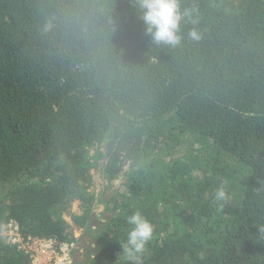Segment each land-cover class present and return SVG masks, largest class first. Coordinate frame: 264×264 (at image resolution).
I'll return each instance as SVG.
<instances>
[{"label": "trees", "instance_id": "trees-1", "mask_svg": "<svg viewBox=\"0 0 264 264\" xmlns=\"http://www.w3.org/2000/svg\"><path fill=\"white\" fill-rule=\"evenodd\" d=\"M178 2L169 45L137 0H0V264L33 261L10 222L73 264H264V0Z\"/></svg>", "mask_w": 264, "mask_h": 264}, {"label": "clouds", "instance_id": "clouds-1", "mask_svg": "<svg viewBox=\"0 0 264 264\" xmlns=\"http://www.w3.org/2000/svg\"><path fill=\"white\" fill-rule=\"evenodd\" d=\"M141 10V19L146 27V33L157 44L176 45L181 37L178 35L179 27L184 16L190 13L185 10L181 12L178 0H137ZM193 39H198L195 31L189 34ZM215 198H225L223 189H217ZM130 230L127 233V241L123 246L130 257L143 253L148 241L153 235L152 224L139 212L127 218Z\"/></svg>", "mask_w": 264, "mask_h": 264}, {"label": "built area", "instance_id": "built-area-1", "mask_svg": "<svg viewBox=\"0 0 264 264\" xmlns=\"http://www.w3.org/2000/svg\"><path fill=\"white\" fill-rule=\"evenodd\" d=\"M7 227L5 234L7 233L6 235L9 241L18 244L20 248H28L27 245L35 240L28 237L27 241L23 242L18 227L13 222H10ZM23 243H25V245ZM41 247H43L42 250L28 248L33 253L32 264H73L71 254L73 244L63 243L56 246L52 241H44ZM38 257H42L43 259ZM39 260H42V263Z\"/></svg>", "mask_w": 264, "mask_h": 264}, {"label": "rangeland", "instance_id": "rangeland-1", "mask_svg": "<svg viewBox=\"0 0 264 264\" xmlns=\"http://www.w3.org/2000/svg\"><path fill=\"white\" fill-rule=\"evenodd\" d=\"M74 210V212H76V213H78V209H77V207L76 206H74V208H73ZM99 209H101V208H99ZM97 216L98 215H96V218H97ZM98 222L99 223H103L104 222V220H101V221H99L98 220ZM94 225L96 226L97 225V220H95L94 221ZM7 234V233H6ZM84 239L82 240V241H80V244H78V247H79V251H88V248H89V246H90V243H91V239L89 238V237H83ZM44 241H46V240H39V239H35L33 242H31V243H29L27 246H28V248H30V249H35V248H37L38 250H42V248L43 247H41V245L43 244V242ZM24 245H25V243H23ZM82 252H80V254L82 253ZM38 258H41V259H43L42 257H38ZM80 258H83L82 256H77V254H76V256H75V260H81ZM74 259V258H73ZM41 263H42V260H39Z\"/></svg>", "mask_w": 264, "mask_h": 264}]
</instances>
